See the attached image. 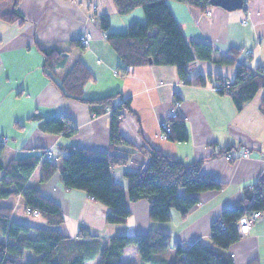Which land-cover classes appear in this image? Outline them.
I'll use <instances>...</instances> for the list:
<instances>
[{
    "label": "crops",
    "instance_id": "1",
    "mask_svg": "<svg viewBox=\"0 0 264 264\" xmlns=\"http://www.w3.org/2000/svg\"><path fill=\"white\" fill-rule=\"evenodd\" d=\"M6 1L8 6L2 7L0 13L16 8L24 21L8 24L0 19V136L8 138L1 160L6 163L12 158L39 156L44 150H52L56 172L42 182L38 166L26 186L36 188L43 197L60 207L64 221L58 229L62 234L75 238L81 228H86L104 247L113 236L162 230L183 245L201 241L209 246L210 225L219 219L223 210L245 197L258 180H264V113L260 109L264 90H259L239 110L231 96L221 95L216 90L219 80L234 81L236 65L214 62L228 50L235 49L242 51L239 58L242 64L251 69L264 68V0H246L245 9L231 12L210 6V15L185 2L166 0L187 44L201 41L214 48L212 61L195 59L186 65L188 79L202 77V85L184 84L178 77L177 67L170 65L148 64L137 66L126 74L122 72L123 64L105 36L124 32L131 23L143 21L144 14L138 10L118 17L112 0H19L17 6L14 1ZM102 14L110 18L111 27L106 33L98 26L97 17ZM111 19L120 20L117 27ZM81 33L91 34L88 46L82 49L70 45L69 42ZM37 44L66 51L64 65L56 70L58 81L76 61L85 65L93 76L84 87L85 98L117 93L129 98L133 113L126 115L119 127L126 139L137 146L145 142L181 162L201 160V172L213 176L224 187L196 193L197 206L185 217L171 210L170 220L165 223L152 222L148 218L146 200H127L130 216L122 224H107L109 209L82 191L63 187L60 162L66 157L68 147L107 152L110 114L95 115L87 105L64 99L43 72L44 58ZM175 110L185 120L187 139L183 142L161 140L159 126ZM58 115L72 120L77 130L75 135L46 133L41 122L32 119ZM227 148H231L227 155L232 161L225 160L226 154H218ZM245 149L249 150L248 158H238ZM146 162L142 153H135L126 166L113 169V181L127 190L124 173L137 171ZM13 199L15 203L0 204L12 208V220L43 226L39 217L25 213L19 197ZM18 205L23 216L14 208ZM261 213L262 218L253 223L247 236L231 244L228 253L233 257L232 264H264V208ZM174 256L170 248L162 254L166 262L173 261ZM96 260L98 257L91 262ZM121 262L141 264L135 248L123 249Z\"/></svg>",
    "mask_w": 264,
    "mask_h": 264
},
{
    "label": "trees",
    "instance_id": "2",
    "mask_svg": "<svg viewBox=\"0 0 264 264\" xmlns=\"http://www.w3.org/2000/svg\"><path fill=\"white\" fill-rule=\"evenodd\" d=\"M185 2L189 7L207 10L209 0H173ZM19 0H15L17 6ZM118 15H124L135 8L142 9L143 21H135L124 32L106 34V41L120 58L122 72L126 74L137 66H175L178 77L187 85H202L204 80L197 77L188 79L186 65L197 59L212 61L214 48L204 42L187 44L179 25L166 0H112ZM245 9V4L243 6ZM0 19L8 24L23 23V16L16 10L0 13ZM102 32L110 29V18L102 14L97 17ZM74 47L84 48L75 39L69 42ZM38 51L44 58L43 72L53 82L61 96L88 106L95 115L109 112V149L107 152L88 150L80 147H68L67 155L60 162V181L65 189L84 192L94 202L110 210L106 217L107 224H122L129 216L127 200L137 202L146 200L148 218L152 222L165 223L170 220L171 210H176L183 217L195 206L196 193L218 191L224 184L213 176L201 172L202 161L181 162L161 152L147 143L137 146L120 133L119 127L124 117L133 111L129 98L121 93L102 98H85L84 87L92 79V74L81 61H76L62 80L56 79V70L65 63V50L59 47L37 44ZM241 50H228L218 64L236 65L235 78L230 84L227 95L232 97L234 105L240 110L252 100L259 90H264V78L253 75L251 68L236 61ZM150 61V62H149ZM225 80V79H224ZM223 80V81H224ZM222 80H219L220 82ZM224 95L223 91L217 90ZM264 113V98L260 104ZM41 122L44 132L62 134L71 137L77 130L72 120L65 115L43 119L32 117ZM172 134L169 141L183 142L187 139L185 120L179 112L169 117ZM232 149H235L231 147ZM231 148L223 149L218 154H226ZM5 146L0 143V200L17 198L22 200L24 209L39 213L43 226H32L12 220V208L0 206V233L4 241L0 242V264H22L26 252L37 256L35 260H26L25 264H85L98 257V264H123V249L135 248L141 264H232L233 257L228 253L231 244L239 239L236 223L240 217L264 208V180L247 191L239 202L223 210L220 217L210 225V245L201 241L183 245L170 238L169 233L155 230L133 236H113L106 246L97 236L86 228H81L75 238L62 234L58 227L64 217L60 207L46 199L32 187L26 186L35 169L40 166L42 182L50 179L57 170V165L39 156L22 159L12 158L4 163L1 160ZM135 153H142L147 162L137 170L125 172L128 182L125 190L113 181L112 171L126 166ZM182 193V194H181ZM27 214V213H26ZM220 223L225 225L222 228ZM33 234L32 237L21 235ZM173 249V261H165L162 254Z\"/></svg>",
    "mask_w": 264,
    "mask_h": 264
},
{
    "label": "built area",
    "instance_id": "3",
    "mask_svg": "<svg viewBox=\"0 0 264 264\" xmlns=\"http://www.w3.org/2000/svg\"><path fill=\"white\" fill-rule=\"evenodd\" d=\"M207 15L211 14V11H209L208 9L206 10ZM245 23V21L243 22ZM77 40L80 41L82 46H88L90 40H92L91 34L90 33H81L79 35H77L76 37ZM244 54L248 55L249 52L244 51ZM226 54V53H225ZM236 63L241 64V62L239 61V59L236 61ZM251 73H253V75H258L262 78H264V68H255V69H251ZM229 81L227 80H222L220 82H217L216 84V90H220L223 91L225 94L227 93L230 85H229ZM176 106L178 107L179 104L176 103ZM178 111L175 110L171 113L170 117H175L176 113ZM159 137L162 140H168L170 135L172 134L170 125L167 121H164L160 124L159 126ZM8 142V138L4 137V136H0V143L2 145H6ZM43 156L44 159H46L48 162H53V152L50 149L44 150L43 152ZM249 156V150L245 149L241 152V154L239 155L238 158H243L246 159ZM225 160H229L232 161V158L230 156H226ZM26 213L32 217H39V213L37 211L31 210V209H26L25 210ZM262 218V213L260 211H253L251 212L250 215H244L242 217H240V219L238 220V222L236 223V227H237V234L239 235V237L241 236H247V234L249 233V230L251 229V226L253 225L254 222L260 220ZM222 228H225V225H223L222 223H220Z\"/></svg>",
    "mask_w": 264,
    "mask_h": 264
},
{
    "label": "rangeland",
    "instance_id": "4",
    "mask_svg": "<svg viewBox=\"0 0 264 264\" xmlns=\"http://www.w3.org/2000/svg\"><path fill=\"white\" fill-rule=\"evenodd\" d=\"M12 1V0H11ZM2 2L4 3V4H2ZM7 6H8V2L6 1V0H0V10H1V8L2 7H5V8H7ZM135 10H138V11H140L141 13H142V9L141 8H139V7H137V8H135L133 11H131V12H129V13H127V14H124V15H128V14H130V13H132V12H134ZM206 11V10H205ZM124 15H119L118 17H123ZM117 19H121V18H117ZM117 19H111L112 21H113V26H118V23H119V21L120 20H117ZM4 137H6V136H4ZM23 137V136H22ZM3 161H4V159H3ZM182 194V193H181ZM11 203H15V201H14V199L13 198H11V199H9V200H0V204H2V205H8V204H11ZM14 205V204H13ZM14 208H16L17 209V214H20V215H22L23 216V212H21V210H22V208L20 207V205H18L17 207H14ZM25 213H26V211H25ZM25 217V216H24ZM28 219H30V220H32L31 218H29V217H27ZM25 236H27V237H32L33 236V234L32 233H30L29 235H21V237H25ZM2 241H4V237L2 236V234L0 233V242H2ZM37 258V256L35 255V254H33V253H31V252H26L25 253V256H24V258L23 259H20L19 261L22 263V264H25L26 263V260H35ZM98 263V261L96 260L95 262H87L86 264H97Z\"/></svg>",
    "mask_w": 264,
    "mask_h": 264
},
{
    "label": "water",
    "instance_id": "5",
    "mask_svg": "<svg viewBox=\"0 0 264 264\" xmlns=\"http://www.w3.org/2000/svg\"><path fill=\"white\" fill-rule=\"evenodd\" d=\"M245 1L246 0H209V5L231 12L242 10Z\"/></svg>",
    "mask_w": 264,
    "mask_h": 264
},
{
    "label": "flooded vegetation",
    "instance_id": "6",
    "mask_svg": "<svg viewBox=\"0 0 264 264\" xmlns=\"http://www.w3.org/2000/svg\"><path fill=\"white\" fill-rule=\"evenodd\" d=\"M14 1V3H15V0H12V2Z\"/></svg>",
    "mask_w": 264,
    "mask_h": 264
}]
</instances>
